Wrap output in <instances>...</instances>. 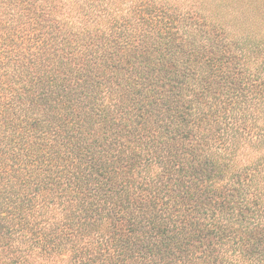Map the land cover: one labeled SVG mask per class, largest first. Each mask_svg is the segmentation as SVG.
Here are the masks:
<instances>
[{"label":"trees","instance_id":"16d2710c","mask_svg":"<svg viewBox=\"0 0 264 264\" xmlns=\"http://www.w3.org/2000/svg\"><path fill=\"white\" fill-rule=\"evenodd\" d=\"M0 264H264V0H0Z\"/></svg>","mask_w":264,"mask_h":264}]
</instances>
